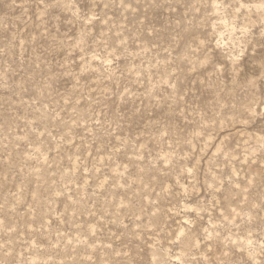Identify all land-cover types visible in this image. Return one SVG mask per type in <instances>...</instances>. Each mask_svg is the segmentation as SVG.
I'll list each match as a JSON object with an SVG mask.
<instances>
[{
    "label": "rangeland",
    "instance_id": "obj_1",
    "mask_svg": "<svg viewBox=\"0 0 264 264\" xmlns=\"http://www.w3.org/2000/svg\"><path fill=\"white\" fill-rule=\"evenodd\" d=\"M0 264H264V0H0Z\"/></svg>",
    "mask_w": 264,
    "mask_h": 264
}]
</instances>
